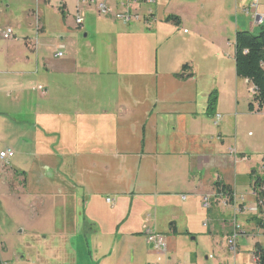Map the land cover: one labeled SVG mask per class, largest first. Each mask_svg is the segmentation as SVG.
<instances>
[{"label": "rangeland", "instance_id": "374dc122", "mask_svg": "<svg viewBox=\"0 0 264 264\" xmlns=\"http://www.w3.org/2000/svg\"><path fill=\"white\" fill-rule=\"evenodd\" d=\"M98 1L106 4L110 15L100 16L93 8L91 12L108 20L113 31L97 25L96 33L85 39L80 30L83 23H74L76 0L46 3L48 31L55 32L50 37L55 38L54 43L66 38L65 59L76 62V68L56 74V83H68L66 91L55 92L60 99L49 89L40 96L44 86L26 74V64H18L23 66L22 76L0 74V150L13 152L8 165L0 169V260L4 264H113L105 257L111 245L72 243L66 228L74 227L75 222L81 225L89 215L92 218L93 210L108 219L121 207L133 212L134 228L142 229L143 224V232L155 233L151 219L141 217L149 210L156 218V228L165 234L169 259L152 255L149 264H232V257L242 247L251 251L258 238V244L264 246V230L244 210L256 202L255 196L249 195V204L244 199L236 215L240 229L255 236L247 245L237 246L233 254L227 247L232 225L231 231L223 234L227 239L211 236V224L202 225L208 217L202 199L189 196L182 203L180 194L188 193L181 186L175 190L173 183L190 180L189 173H195L203 187L213 176L214 180L222 176L231 181L230 158L222 163L219 157L209 156L202 160L200 170L195 164L220 143L231 147L230 155L235 151L232 156L238 163L239 178L245 179L244 174L264 159V109L252 115L244 112L248 103L244 106L243 102L252 98V86L234 74V0H195L196 31L192 22L185 27L187 33L164 19L145 23L133 12L139 19L132 26L126 25L116 20L115 14L127 9ZM161 1L172 2L169 6L180 3ZM258 2V12L264 13V0ZM141 4L142 8L153 5ZM41 7L38 13H42ZM35 11V0H0V31L10 27L15 36L0 39V70L16 71L18 67L12 68V62L22 56L30 57L33 69L38 54L41 61L49 63L52 41L36 34ZM239 17L248 21L250 15ZM58 31L62 32L60 37ZM72 32L79 34V40L70 35ZM183 59L194 74L187 83L176 77L180 70L176 61ZM82 68L91 73H74ZM5 76L15 79L5 80ZM72 84L88 91L90 98L73 99L77 93ZM213 92L214 112L221 115L216 126V116L208 118L205 111L207 97ZM37 105L39 109L34 108ZM253 107L256 109L255 104ZM32 109L41 113L44 124ZM163 123L168 132L161 134ZM167 188L172 194H162ZM155 192L160 194L158 200ZM105 197L112 203L106 204ZM208 202L210 206V198ZM229 213L226 218L231 223ZM259 214L264 217V203ZM171 219L177 229L175 236L167 228ZM109 228L115 231L118 226L112 220ZM87 251L92 253L89 262ZM241 251L236 258L253 264L254 251Z\"/></svg>", "mask_w": 264, "mask_h": 264}, {"label": "crops", "instance_id": "0c3cea01", "mask_svg": "<svg viewBox=\"0 0 264 264\" xmlns=\"http://www.w3.org/2000/svg\"><path fill=\"white\" fill-rule=\"evenodd\" d=\"M50 0H35V4H36V11L38 10V6L42 5L41 8H39L41 12L38 13V11H35L36 14V34L39 36H41L43 39H45L46 41H52L51 46H48L50 48V54L48 55V61L49 63H47V60H42L40 59V55L38 54V57L36 58V67L38 68H31V59L29 56H22V58H19V61L13 60L11 67H18V69L16 71L11 72V70H5L2 69L0 70V74H7L6 76H9V73H13L16 76H22L23 73V66L18 65V64H26L28 65V70L26 71V74L28 76H30L31 78L36 79L37 82L41 83L42 86H44V91L42 93H40V96L43 97L45 94L44 93H48L49 90H51L54 93V98L56 99H60L61 97L59 95H57L56 93L58 92V90H61V92L66 91V86H68V83L65 81V83H56V74L60 73V71H64L66 68L68 67H72L73 69L76 68V62L74 61H66L65 59V54L64 52L67 50V46L64 44V40H66V38L64 37H60L62 34V32L58 31L57 33L59 34L58 39L59 42L54 43V39L55 38H51L50 36H53V34H55V32H50L49 30V22L47 20V5L46 3L49 2ZM195 0H180V3H177L174 6H169L172 2H168L166 4H164L163 1H159V3H157V1L155 2V4L148 6L147 8H142V4L138 3L137 0H107L108 3H111L114 5V8L117 9L118 7H124L125 9H127L130 12L133 13H137L139 14L140 17L143 18V21L145 23H149L151 20L156 21L157 19H165L168 16H175L179 19L180 24L179 26H175L179 29H183L185 33H187L188 31L185 29L186 25H190L193 22V27L192 30L196 31V24L193 21V11H192V3ZM254 0H234V5L235 6V10L233 9L234 12V18L232 19V22L234 24H236L234 31L235 34L236 32L239 31H248V32H252L253 34L257 33L261 26L256 25L255 21L253 20V18H249V20L247 21V19H245V17L240 18L239 16H241L243 13L241 11V8L243 7V5H241V3H245L246 6H248L250 3H252ZM257 2V8L255 10L256 14H261L258 11V0H256ZM77 3V2H76ZM133 5H137V7L133 6ZM231 3L229 2V7H231ZM233 5V7H234ZM232 8V7H231ZM62 9V13L64 12V14H66V11L63 9V7H61ZM243 9V8H242ZM93 9L91 8H87V7H81V15L83 17V27L80 30H83V36L82 38L85 39L87 38L90 34L89 33H96V27L97 25L101 26V27H105L107 29L108 32H112L113 29L110 28V22H106L108 20L105 19H98L97 15L95 13H92ZM127 11V12H128ZM232 11V10H231ZM140 12V13H139ZM240 13V15H239ZM158 14H160V17H158ZM238 15V16H237ZM245 16V15H244ZM75 19V18H74ZM75 23V22H74ZM169 23V22H167ZM171 24V23H169ZM133 25V24H132ZM129 25V26H132ZM10 28V27H7ZM11 29V28H10ZM47 29V30H45ZM12 30V29H11ZM77 30V29H76ZM151 32V31H150ZM149 32V33H150ZM66 33H64L63 35H65ZM234 34V36H235ZM72 36H74V39L77 41L79 40V37L77 34V32H72V34H70ZM24 36V35H23ZM15 36L13 35L14 39ZM11 39V41H13ZM37 43V42H36ZM233 64H234V38H233ZM59 46H63L64 49L63 51V56L62 58H54V54L57 52ZM57 61V62H55ZM177 62V67H179V69H181V67L183 65H186L189 67V70L187 72V74H191V78L187 79L188 81L194 79V74L192 73V68L189 65V63L187 62V59H183V60H179L176 61ZM76 74L78 75H82V74H90V70L88 69H78L75 70ZM180 73V70L177 72ZM176 73V75H177ZM235 74V72H234ZM5 76V78H6ZM26 76V77H28ZM8 79H15L12 77H7L5 80ZM25 79V77H24ZM23 79V80H24ZM237 79V78H236ZM23 80H21L20 82H22ZM30 78L27 80L29 81ZM187 80H177L180 81L181 83H187ZM240 80V79H238ZM35 81V80H34ZM35 81V82H36ZM245 81V80H242ZM248 85L249 83L247 81H245ZM41 86V87H42ZM51 89H50V88ZM252 88V87H251ZM49 89V90H48ZM72 90L76 91V97H73V99H75L76 101L80 100V99H89V95L87 94L88 91H85V89H82L80 87H74V85L72 84ZM253 91V88L251 89V93ZM56 92V93H55ZM45 98V97H44ZM53 98V97H52ZM71 99V103H73L72 105L74 106V100L72 99V96L69 97ZM252 102V98L246 99L243 102V105L246 106V104H249ZM78 105V104H77ZM239 103L236 102V106H238ZM247 106V107H248ZM39 105H37L36 109H39ZM34 110L32 109V112ZM245 113L252 115L251 112L248 111V109L244 110ZM33 114H35L38 118V120L40 121V123L44 124L45 121L43 118H41V113L39 111L37 112H33ZM56 114V113H55ZM58 115V114H56ZM215 115H219V114H215ZM221 117V115H220ZM226 118V116H225ZM168 132V125L166 123H163V126L160 127V133H167ZM8 149V148H7ZM229 149V151H228ZM231 147L230 146H224V143H220L219 146H217V149H215L214 151H212L209 155H204L203 158L200 159H196V166H198V170H200V167H202L201 162L202 160H205L207 157L211 156V157H219L221 159V162L224 163L227 161V158H230L232 160V176L230 177L231 181L228 180V178L226 177H222L220 176V178L214 180V176H213V181L211 182H206L205 186L203 187L201 184V180L200 178H198L196 176L195 173H189V176H192L190 180H187L185 183L181 182L179 183L178 181H174V189L178 190V186H181L182 188L186 189V193H181L180 194V200L182 203H185L187 201V198L193 197V196H198L202 199V208L204 210L207 211V219L205 220V222L202 224L203 227H208L209 223L211 224V230L209 231L210 235L212 236H221L224 237V240L227 239V236H223V234L225 233V231H231V223L230 221H228V219L226 217H228L230 215L229 212H231V207L230 206H225L223 204V198L221 193L217 192V190L215 189V183H219V185L221 186H226L228 188V190H231L232 193L237 197V199L239 197H243L244 199H247L250 203V197L249 195L252 194V189H253V184H254V179L256 178L258 179V177L260 176L258 173V169H259V165L256 164L253 168H250V170H248L244 175H246L245 179H243L242 177L239 178V175L237 174V165L238 163H236L234 158L233 153H235V151H232V155H230V151H231ZM2 151V150H0ZM95 153H98V150L94 151ZM166 156H169V153L164 154ZM239 155V154H238ZM237 155V156H238ZM238 160V159H237ZM216 169V168H214ZM199 174V172H198ZM216 174L218 175L219 172L217 171ZM252 174L251 176L253 178H251L249 175ZM253 179V180H252ZM179 183V184H178ZM172 190H170V188H167L166 192H163L162 194H172L171 192ZM104 194H101V199L103 197ZM128 195V194H127ZM140 195H145V194H140ZM153 195L156 196V199L158 200L159 197V192H155ZM206 196H208L210 198V206L208 209H205L203 207V198H205ZM155 199V198H154ZM90 199L89 197L87 198V204L89 205ZM96 202V201H95ZM105 202L106 204H111L112 202L109 200L108 197H105ZM120 202V201H119ZM252 202V201H251ZM87 204L85 205V207H87ZM169 205H167V209H169ZM113 209V208H112ZM89 212V211H88ZM92 213L94 214V216L92 218H90L91 216L89 215V217L85 218L82 222L81 225L78 226V222H75V226L76 228H74L73 226H68L66 228V231L69 233L70 235V239H72V243H83L84 245H87L88 243H90L91 245L95 244V245H101L102 243H108L110 246V250L109 253H106V258L107 259H111V261H113V264H149L147 261L149 260V258L152 255H163L165 256L167 259H169V252L167 251V246H166V252L162 253L159 252L155 249H152L149 245H147L146 240H145V234L148 233L147 230H145L143 232V228L146 226L143 224L140 226L141 228H134L133 223L131 222V220H133V212H131L129 209H126L125 207H121L119 209V211H112V214L110 217H108V219H104L102 217H100L99 212L96 210H93ZM148 211H145L143 213V215L141 216L142 219L145 221L147 220V218L151 219V223L153 222V226L154 229L152 230L153 232H155V234H159L162 237L165 238V234H162V232L158 231V228H156L157 226V221L156 218L154 217V214H148ZM84 214V212H83ZM79 216V214L77 215V217ZM113 220V224L117 225L118 228L113 231V228H109L110 226V222ZM73 227V228H72ZM167 228H168V232L175 236L177 235V229L175 226V222L174 219H171L170 222H167ZM141 229V230H140ZM145 229V228H144ZM157 229V230H156ZM250 230V229H249ZM251 231V230H250ZM255 234H250V236L248 237H243L242 239L239 240V243H237V246L240 248V245H247L248 244V239L249 238H254ZM79 239V240H78ZM256 239V238H255ZM261 238H258L256 244L261 243L260 240ZM165 240V239H164ZM166 244V242H165ZM260 245V244H259ZM264 247V246H262ZM238 248V249H239ZM241 250H239V252L241 251V253H253L252 251H254V248H252L251 251H249L248 249H243V247L241 248ZM238 252V253H239ZM237 252L234 254V256L232 257V264H244V261L241 259L240 261L238 260ZM96 255V252L94 251V253ZM240 254V253H239ZM92 257V253L90 251H87L85 254V258L87 259V261L89 262L91 260ZM103 263V262H102ZM98 264V263H97Z\"/></svg>", "mask_w": 264, "mask_h": 264}, {"label": "built area", "instance_id": "2783aa9c", "mask_svg": "<svg viewBox=\"0 0 264 264\" xmlns=\"http://www.w3.org/2000/svg\"><path fill=\"white\" fill-rule=\"evenodd\" d=\"M76 2H77L78 8L76 10V16H75L74 22L77 26H80L83 23V17L81 15V7L85 5L89 6V8H93L100 16L110 15L109 13L110 10L106 6V4L102 1L76 0ZM140 2L144 3L145 5H151L155 2V0H140ZM256 8H257V3L253 1L247 7H243L241 11L244 15H250V17L253 18V20L255 21L256 25L261 26L264 23V13L262 15L256 14L255 13ZM115 19L119 20L120 22H123L126 25H130V24H133L135 21H137L139 18H138V15H134L128 11L126 13L115 14ZM12 35L13 33L10 28H6L5 30L0 31L1 40H9L12 37ZM62 50H63L62 46H59L57 52L54 54V58H61L63 56ZM215 116L216 117L213 120L214 126L217 125V121L220 118L219 115H215ZM12 158H13V152L11 150L6 149V150L0 151V169H4L8 165L10 159ZM258 172H260L259 173L260 176L258 177L259 186H256L255 188L253 186L252 194H250L257 198L256 202L255 201L254 203L252 202L246 208H244V210L248 214L252 215V217H254L256 220L260 221L261 224L264 225V217L259 214V209H261V206L264 203V159L259 166ZM222 198H223V204L225 206L227 205L231 207V215L233 218L231 222L232 232H231L230 237L227 240V247L230 250V252L234 254L236 252L237 242L239 241V239L243 237H248L246 233L240 229L241 227H239L237 220H236V215L240 212L239 205L244 203L245 200L243 197H239L237 199V197L233 193H231V195L224 194L222 195ZM208 201H209L208 197H205L203 199V207L205 209L209 207ZM145 236H146L145 240H146L147 245L151 246L152 249H155L162 253L166 252L165 240L161 235L148 232L145 234ZM252 259L254 262L253 264H258L259 260H258V257L255 256V254ZM0 264H4V263L1 261Z\"/></svg>", "mask_w": 264, "mask_h": 264}, {"label": "trees", "instance_id": "16d2710c", "mask_svg": "<svg viewBox=\"0 0 264 264\" xmlns=\"http://www.w3.org/2000/svg\"><path fill=\"white\" fill-rule=\"evenodd\" d=\"M175 26H179L180 21L175 16H168L164 19ZM189 67L183 65L180 73L176 75L179 80H187L191 78V74H187ZM234 72L235 77L240 80L247 81L253 88L252 102L248 106V111L257 113L264 109V23L261 25L259 33L253 34L248 31L236 32L234 36ZM206 115L208 118L215 116L214 107L216 104V93L213 92L207 97ZM253 104L256 105L254 109ZM250 174L249 176L253 178ZM254 179V188L259 186V180ZM252 179V180H253ZM217 192L230 194V190L226 186H221L215 183ZM257 226L264 229V225L260 221L252 218ZM254 254L258 257V264H264V247L256 244L254 247Z\"/></svg>", "mask_w": 264, "mask_h": 264}]
</instances>
